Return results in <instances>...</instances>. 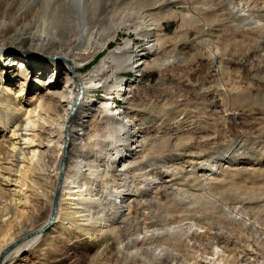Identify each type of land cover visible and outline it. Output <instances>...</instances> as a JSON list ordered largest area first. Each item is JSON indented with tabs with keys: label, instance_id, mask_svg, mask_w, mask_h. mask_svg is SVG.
<instances>
[{
	"label": "bare ground",
	"instance_id": "1",
	"mask_svg": "<svg viewBox=\"0 0 264 264\" xmlns=\"http://www.w3.org/2000/svg\"><path fill=\"white\" fill-rule=\"evenodd\" d=\"M136 1L0 0V264H19L20 252L39 254L41 247L49 243L50 234L56 233L54 237H59L64 230L72 229L79 233L78 239L83 244L81 250L86 251L85 261L74 259L54 264H143L148 262V255L156 259L155 252L159 250L164 254L157 264H183L171 252L173 249L163 246L169 241L167 234L171 229H158L160 225H154L150 216L148 224L143 221L147 224L142 227L143 232L136 228L140 232L131 233L125 223L128 215L140 214L144 204L139 195L128 189L122 176L130 177L132 171L143 166L146 157L162 152L166 146L164 141L156 143L146 135L144 125H139L133 115L132 106L127 107L134 83L140 80L143 71L155 69L161 72L169 62L168 58H159L164 34L159 33L158 23H149L150 27L145 22L137 23L134 31L144 43L124 40L122 45L107 50L92 70L80 73L91 59L110 46L121 29H131L132 19L139 17L141 11L147 13L158 3L168 0L137 1L140 7L137 9L134 7ZM118 15H124V18L116 22ZM106 27L110 30L107 39H103L100 32L97 38L91 39L93 29L102 32ZM181 29H177L175 37L180 35ZM18 49L19 53L15 55L14 50ZM8 59L13 60L11 65L6 63ZM16 60L19 62L15 63ZM11 70L17 71V75L16 72L11 75ZM124 74L129 75V80L135 76V80L121 84ZM45 76L47 79H43ZM14 77L21 81L16 96L12 97ZM62 77L65 80L63 86ZM25 86L31 89L29 92L36 88L35 95L29 102L17 101L23 96ZM100 89L106 94L95 101L92 96ZM112 93L118 94L123 103L113 115L115 96ZM105 141H111L110 149L105 148L108 145H102ZM176 146L175 143L173 147ZM112 148L119 150L124 158L133 157L132 160H117L113 157L114 152H108ZM88 155H109L106 163L111 167L117 165L115 173L120 182L110 191L108 205L113 212L109 215L105 214L104 208H100L101 216H98L100 211L92 212L95 208L92 203L98 198L84 193L77 185L80 176L91 171L93 161L97 162L99 158L95 156L90 161L85 158ZM120 162L123 163L121 166ZM147 173V176L151 174ZM204 175L208 179L210 173ZM169 177L170 174L162 171L158 179H154L161 185L162 193L174 189ZM117 216L116 224L113 219ZM227 238L221 237L218 244L225 242L222 248L233 254V258L220 259L223 264L259 263L262 256L252 250L241 252L240 259L234 257ZM199 259L193 264H211L213 260L209 257Z\"/></svg>",
	"mask_w": 264,
	"mask_h": 264
},
{
	"label": "rangeland",
	"instance_id": "2",
	"mask_svg": "<svg viewBox=\"0 0 264 264\" xmlns=\"http://www.w3.org/2000/svg\"><path fill=\"white\" fill-rule=\"evenodd\" d=\"M137 1L141 3L143 0ZM137 1L134 4L136 9L140 8ZM158 4L147 13L141 11V18L132 19L130 30L121 29L110 46L80 70L83 74L92 70L107 50L122 45L124 40L141 42L134 31L137 23L145 22L150 27L157 22L159 33L164 34L159 58H168L169 62L161 72L152 69L137 77L140 80L134 83L135 89L127 107L132 106L135 119L139 125H144V133L156 143L164 141L166 146L162 152L146 157L143 166L132 171L134 176H122L126 183L124 180L121 183L139 195L140 198L136 197L144 204L143 214L136 216L133 213L126 217V228L131 233L143 232L142 227L150 222L147 221L149 216V219L152 217L153 224L160 225L158 229H171V234H167L169 241L163 246L173 249L171 252L183 264H193L206 257L213 259L211 264H223L220 259L233 258V254L222 248L225 242L218 244L221 237H228L227 244L230 243L229 248L238 259L243 256L241 252L247 250L264 258V0H168ZM123 18L124 15L115 17L116 22ZM179 27L181 33L175 37ZM97 29H93L91 39L97 38L99 32L103 39H107L109 27L102 32ZM18 53L19 49L14 50L15 55ZM8 62L11 65L13 60L8 59ZM12 72L17 75V71L11 70V75ZM129 78L126 75L121 84L135 80V76ZM14 80L12 97L16 96L21 81L19 77ZM64 81L62 77L61 86ZM28 89L31 90L28 86L23 88V96L17 101L29 102L36 88L30 92ZM105 92L100 89L92 98L99 101ZM134 94H138L137 97ZM113 96L112 115L123 106L122 102L115 100L118 94ZM105 142L102 145L106 144L105 148L110 149L111 141ZM175 143L177 146L173 147ZM108 152H114L113 157L122 158L124 162L133 158H124L113 148ZM92 156L85 158L90 161L95 156L99 158L97 162L93 161L91 171L80 176L77 185L84 193L98 198L92 203L95 207L92 212L100 211L98 216H101L104 208L105 214L109 215L113 212L108 205L110 191L120 182L115 173L117 165L111 167L106 163L109 155ZM122 164L120 162V166ZM147 170L152 175L147 176ZM162 171L170 174V184H174V189L167 194L162 193L161 185L154 181ZM204 173H210L211 180L205 179ZM117 220L118 216L113 222L117 224ZM64 232L66 234L59 237H54L56 233L50 234V241L41 247L40 255L20 252L17 263L85 261L86 251L81 250L83 244L78 239L79 233H74L73 229ZM156 252V259L148 255V262L143 264H157L164 252ZM262 258L258 264H264Z\"/></svg>",
	"mask_w": 264,
	"mask_h": 264
},
{
	"label": "water",
	"instance_id": "3",
	"mask_svg": "<svg viewBox=\"0 0 264 264\" xmlns=\"http://www.w3.org/2000/svg\"><path fill=\"white\" fill-rule=\"evenodd\" d=\"M62 169H63V165H62V167H61Z\"/></svg>",
	"mask_w": 264,
	"mask_h": 264
},
{
	"label": "built area",
	"instance_id": "4",
	"mask_svg": "<svg viewBox=\"0 0 264 264\" xmlns=\"http://www.w3.org/2000/svg\"><path fill=\"white\" fill-rule=\"evenodd\" d=\"M122 102V101H121Z\"/></svg>",
	"mask_w": 264,
	"mask_h": 264
}]
</instances>
